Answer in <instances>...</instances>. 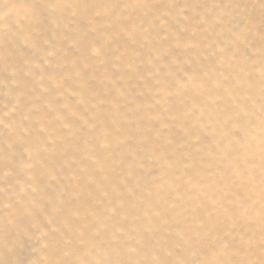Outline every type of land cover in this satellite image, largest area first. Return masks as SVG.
<instances>
[{"label": "rangeland", "instance_id": "obj_1", "mask_svg": "<svg viewBox=\"0 0 264 264\" xmlns=\"http://www.w3.org/2000/svg\"><path fill=\"white\" fill-rule=\"evenodd\" d=\"M263 214L264 0H0V264H264Z\"/></svg>", "mask_w": 264, "mask_h": 264}, {"label": "bare ground", "instance_id": "obj_2", "mask_svg": "<svg viewBox=\"0 0 264 264\" xmlns=\"http://www.w3.org/2000/svg\"><path fill=\"white\" fill-rule=\"evenodd\" d=\"M91 5V4H90ZM82 10V12H84L85 13V11H83V9H84V7L83 8H81ZM86 10V9H85ZM82 12H81V14H82ZM58 20V19H57ZM62 22V21H61ZM110 64V63H109ZM81 89V88H80ZM193 89V88H192ZM191 91V93L193 94V95H190V97H191V102H193V104L194 103H196L194 106H195V109H199L200 108V104L198 103V101H196L198 98H205V94H204V92L203 91H200L197 87H195L193 90H190ZM188 95V94H187ZM186 95V96H187ZM207 97H208V95H207ZM200 98V99H201ZM189 100V99H188ZM196 101V102H195ZM189 102V101H188ZM193 109H194V107H193ZM223 109V108H222ZM223 111V110H222ZM173 113V112H172ZM178 114H179V112H177ZM144 114V113H143ZM175 114H176V112H175ZM227 114H228V112H224V113H221L219 116H227ZM184 115V114H183ZM173 116V115H172ZM180 119V118H179ZM216 124V123H215ZM206 125H208V124H206ZM210 125V124H209ZM122 127V126H121ZM120 127V128H121ZM215 127V126H214ZM113 128V127H112ZM119 128V129H120ZM118 129V130H119ZM109 130H110V128H109ZM114 130H116V129H114ZM117 130V131H118ZM116 131V132H117ZM111 132V131H110ZM136 132V131H135ZM112 133H114V132H112ZM120 134V133H119ZM142 134V133H141ZM140 134V135H141ZM70 135V134H69ZM113 138V137H112ZM114 138H116L115 136H114ZM113 138V139H114ZM118 138V137H117ZM116 141V140H115ZM114 142V141H113ZM115 144H116V142H115ZM112 147V146H111ZM60 148V147H59ZM58 148V149H59ZM71 148V147H70ZM114 148V147H113ZM112 148V149H113ZM129 148V147H128ZM63 149H64V147H63ZM134 149V148H133ZM220 153H221V156H219V157H222V158H225L226 159V155H228V153L231 151H229L228 149H226V147L223 145H221L220 146ZM111 151V150H110ZM238 151V150H237ZM54 152H56V151H54ZM59 152H60V150H59ZM219 152V151H218ZM58 152H56L54 155H53V157H55L56 158V156L59 154H57ZM62 153H64V150H62ZM71 153H72V150H71ZM109 153V152H108ZM71 155V154H70ZM64 156V155H63ZM103 156V155H102ZM119 156H120V154H119ZM59 157V156H58ZM65 157V156H64ZM195 157V156H194ZM193 157V158H194ZM197 157H202V156H197ZM54 158V159H55ZM196 158V157H195ZM211 158V157H210ZM215 158V157H214ZM54 159H52L53 161H54ZM57 159H59V161H61L60 159L61 158H57ZM56 159V160H57ZM62 159H64V158H62ZM65 159H67V158H65ZM64 159V160H65ZM51 160V161H52ZM219 160V161H218ZM218 160H216V159H206V158H198V159H196V161L197 162H195L196 163V165H198V166H203L204 168H211V166H215V165H220V166H222V168H223V174H222V177H225L227 180H229V181H232V176L230 175L231 174V170H232V166H231V163L229 162V161H227V159L225 160V161H223V160H221V159H219L218 158ZM58 161V162H59ZM55 162V161H54ZM53 163V162H52ZM65 163V162H64ZM106 163V162H105ZM50 164V163H49ZM63 164V163H62ZM94 165V164H93ZM49 166V165H48ZM53 166V165H52ZM109 165L108 164H104V165H101V164H99V169H97L95 166L94 167H92V169H90V171H87V172H84V173H82L81 175H79V177H77V179H76V182H75V184L73 185V189L71 190L72 191V193H74V196L76 197V199L74 198V200L73 201H71V202H69L70 204H73V205H75V206H79V207H83V208H86V205H87V199H88V173H90V174H92V173H94L95 175H97L98 176V179H97V181L96 180H94V184L93 185H91L90 187H91V190L94 192V193H96L100 188H102V187H104V188H107L108 189V191L109 192H111V195H112V198L113 197H115V196H117V194L116 193H118L117 192V190H116V193L114 192L115 191V189L113 188V190H112V188L106 183V180L107 179H105V178H109V176H110V170H109ZM41 169H39V171H40V173L42 172V170H43V166L41 165V167H40ZM45 170H47V169H45ZM50 170H51V168H50ZM57 170V169H56ZM85 171V170H84ZM110 171V172H109ZM112 173V172H111ZM50 174V173H49ZM45 175H46V173H45ZM48 175V174H47ZM113 175H114V173H113ZM49 176V175H48ZM103 177V178H102ZM74 178V177H73ZM76 178V177H75ZM116 178V177H115ZM104 179H105V181H104ZM118 179V178H117ZM117 179L115 180L116 182H117ZM47 180H48V178H47ZM46 180V181H47ZM119 180V179H118ZM119 182V181H118ZM122 183V182H121ZM133 184V183H132ZM158 184V183H157ZM81 185V186H80ZM125 185H126V183H125ZM107 186V187H106ZM121 187V186H120ZM130 187V186H129ZM136 188V187H135ZM156 188V187H155ZM168 188H170V186L168 187ZM142 189V188H141ZM232 189V188H231ZM104 190V189H103ZM123 190V189H122ZM120 192H121V190H119ZM164 191V190H163ZM140 192V191H139ZM142 192V191H141ZM234 192L235 193H237L238 195H240L244 200H247L248 199V197H250V195H248V193H247V191L246 190H244L243 188H240V186L239 185H236V186H234ZM77 193V194H76ZM159 194V193H158ZM110 195V194H109ZM136 195H137V193H136ZM139 195V194H138ZM119 196V195H118ZM124 196V195H123ZM123 196H121L122 198H124ZM138 197V196H137ZM136 196H135V199L137 198ZM160 197V196H159ZM139 198V197H138ZM145 198V197H144ZM158 198V197H157ZM109 199V198H108ZM135 199H134V201H135ZM167 199V198H166ZM133 201V200H132ZM157 201V200H156ZM142 201H140V203H141ZM161 202V201H160ZM130 203V202H129ZM148 203V202H147ZM128 204V203H127ZM136 204V203H135ZM166 204V203H165ZM126 205V204H125ZM142 205V204H141ZM85 206V207H84ZM146 206H149V207H153V206H156L154 203H152V201H149V203H148V205H142V207H141V209H135V207H133V206H129L128 205V207H126V212H125V214H129V215H131V217L133 216H137V218L136 219H138L137 221H138V224L141 226V228H144V226L146 225L145 223H147V222H150V221H152V220H150V221H148L149 220V218L146 216V214H145V212L147 213V211H148V209H153V208H155V207H153V208H148V207H146ZM161 207H164L163 205H160ZM137 207V206H136ZM169 207V206H168ZM163 210H164V208H162ZM68 210L70 211V209L68 208ZM167 210H169V208L167 209ZM166 210V211H167ZM150 212V211H149ZM157 213V212H156ZM259 213V212H258ZM155 214V213H154ZM175 214V213H174ZM121 216H122V214H120ZM149 215V214H148ZM157 214H155V215H152V216H156ZM68 217V215L66 214V213H62L61 214V218H62V221H64V222H62V223H64V226L66 227V226H68V222L67 221H65L66 220V218ZM118 217V216H117ZM263 217H264V214H263ZM179 218V217H178ZM171 219H173V217L171 216ZM19 221V220H18ZM131 222H133V221H131ZM163 222V221H162ZM79 223H80V225H82V226H84V227H86L85 229H89V225L87 224V222L83 219V218H79ZM172 223H173V221H172ZM151 224H152V222H151ZM150 225V224H149ZM137 227V226H136ZM65 229V228H64ZM125 230H126V228H124ZM69 231H70V229H65L64 230V232H65V235H69ZM143 231V230H142ZM148 230H146V232H147ZM125 232V231H124ZM144 232V231H143ZM149 233V232H148ZM145 234V235H143V236H145V238L148 240L149 238L147 237L149 234ZM152 235V234H151ZM82 236V235H81ZM87 236V235H86ZM150 236V235H149ZM86 238L85 237V235H83L82 236V238ZM141 239V238H140ZM145 240V239H144ZM149 241V240H148ZM73 244L72 245H70L68 248H67V250H66V252L67 253H69V257H70V259H68V261H69V263L68 264H80V260H81V256L83 255V251H82V249L76 244V243H74V242H72ZM150 243V242H149ZM145 245L143 246V249L139 252V255H142V257H144V258H149V256L147 257V253H146V251L148 250V246H149V244L147 245V243H144ZM122 245H124V244H122ZM125 246V245H124ZM122 248V247H121ZM135 254V253H134ZM138 254V253H137ZM136 254V255H137ZM126 256V255H125ZM123 257H124V254H123ZM122 257V258H123ZM138 257V256H137ZM126 258H127V256H126ZM67 261V262H68ZM71 261V262H70ZM127 261V260H126ZM149 263V259H145L143 262H142V264H148ZM207 264V263H206ZM228 264V263H227ZM229 264H232V263H229ZM234 264V263H233Z\"/></svg>", "mask_w": 264, "mask_h": 264}]
</instances>
